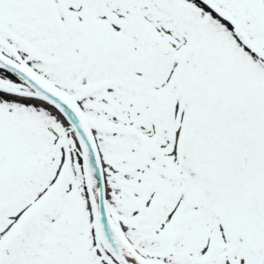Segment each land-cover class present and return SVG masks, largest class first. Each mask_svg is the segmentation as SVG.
Returning <instances> with one entry per match:
<instances>
[{
    "label": "snow or ice",
    "instance_id": "6c2138e0",
    "mask_svg": "<svg viewBox=\"0 0 264 264\" xmlns=\"http://www.w3.org/2000/svg\"><path fill=\"white\" fill-rule=\"evenodd\" d=\"M0 264H264V0H0Z\"/></svg>",
    "mask_w": 264,
    "mask_h": 264
}]
</instances>
